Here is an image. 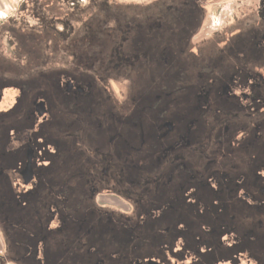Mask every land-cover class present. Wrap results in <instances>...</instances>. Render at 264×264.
<instances>
[{
    "label": "flooded vegetation",
    "instance_id": "1",
    "mask_svg": "<svg viewBox=\"0 0 264 264\" xmlns=\"http://www.w3.org/2000/svg\"><path fill=\"white\" fill-rule=\"evenodd\" d=\"M217 2L0 0V264H264V0Z\"/></svg>",
    "mask_w": 264,
    "mask_h": 264
},
{
    "label": "rangeland",
    "instance_id": "2",
    "mask_svg": "<svg viewBox=\"0 0 264 264\" xmlns=\"http://www.w3.org/2000/svg\"><path fill=\"white\" fill-rule=\"evenodd\" d=\"M7 2L3 8L4 12L10 13L12 7L17 6L20 0H4ZM257 0H218L217 4L212 5L211 8V16L206 21V24L201 30L198 38L204 39L210 37L213 34L214 29L217 28L218 22L220 21L221 14L226 13L228 11V7H233L234 5H238L241 7L242 12H250V9H247L249 6L256 7ZM239 2V3H238ZM233 3V4H232ZM100 201L102 203H110L112 205H116L120 208L129 209V206L119 197L113 194H106L101 196ZM227 264V263H226Z\"/></svg>",
    "mask_w": 264,
    "mask_h": 264
}]
</instances>
